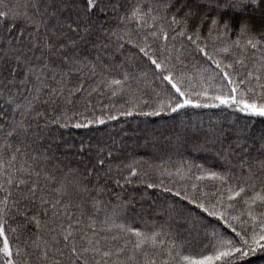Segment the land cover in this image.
<instances>
[{"label":"snow or ice","instance_id":"6c2138e0","mask_svg":"<svg viewBox=\"0 0 264 264\" xmlns=\"http://www.w3.org/2000/svg\"><path fill=\"white\" fill-rule=\"evenodd\" d=\"M0 20V264H264V160L252 158L264 156V131L253 132L264 118V0H23ZM114 71L122 77L109 79ZM105 92L127 99L95 115L91 99ZM85 95L92 117L68 116ZM196 109L218 114L191 121ZM137 116L183 117L145 128V144L163 141L197 181L219 182L214 201L196 183L191 193L147 183L199 210L185 218L187 237L167 223L151 232L117 223L138 203L125 191L137 169L122 183L105 168L127 147L124 128L95 144L61 131ZM189 148L221 170L189 163Z\"/></svg>","mask_w":264,"mask_h":264},{"label":"trees","instance_id":"16d2710c","mask_svg":"<svg viewBox=\"0 0 264 264\" xmlns=\"http://www.w3.org/2000/svg\"><path fill=\"white\" fill-rule=\"evenodd\" d=\"M135 2V0H133ZM207 2V0H205ZM225 2V0H222ZM23 0H0V10H8V8H14L17 4H22ZM222 12L226 13L227 16H231L235 23L238 20L236 13L232 12L230 9H221ZM254 16L257 14L254 13ZM2 23V20H0ZM135 27V24L132 25ZM233 40L237 39V33L233 32L231 34ZM257 39H260L257 36ZM127 54V50H126ZM227 56V60L231 61L236 58H241L239 56L233 57L229 54H224ZM248 55V54H246ZM119 63V60L117 61ZM189 74L195 75V70L189 65ZM122 77V72L114 71L110 74L109 79L115 78L120 79ZM74 83H78V80L74 78ZM141 90L145 91L143 96L144 99H149L151 95V89L147 85L141 84ZM111 92H105L103 96H93L91 103L95 105V115H100L99 109L102 104H116L117 106L123 104L124 99L122 98H112ZM87 99L86 95L84 97H78L77 102L71 109L67 112L68 116H72L75 113H79L81 116L92 117L93 109L84 107V102ZM148 110V109H144ZM218 114V110H208V109H196L188 110V118L191 121H200L203 119L207 122L210 115ZM183 117H177L175 120L170 117L167 119H162L158 117H129L122 118L120 121L109 122L106 126H100L99 130L96 129H76L69 127L66 130H61L63 135L69 137L70 139H75L78 143L80 139L88 140L92 139L95 144L96 140L100 139L106 133H112L118 137L123 136L120 132L121 128H124L125 132L128 133V137L125 139V144L127 147L121 152L116 153L117 159L108 160L105 164V168L111 167L113 170L114 178H121L123 183V177L130 175L132 168H136L138 175L132 178V183L128 185L125 191L129 196L134 195L136 197L137 211L132 213L126 220H117V223H127L133 227L139 228L141 231L151 232L153 230H158L159 225L167 223L171 225V231L173 233H181L182 237H187L188 232L186 228L191 227V221H188L185 226V218L189 215V209L193 213H198L199 210L195 209L194 206L187 205V202L181 201L180 198L174 197L172 193H165L160 188L148 189L147 183L159 184L161 180L165 186H170L173 191L187 189L189 193L192 192V184L196 183L203 193L206 194L207 198H212L214 201L213 193L219 194V182L211 180L197 181L195 176L200 175L201 172L197 171L195 168L191 172L188 171V165H181V155L170 150L164 145L163 141L156 144L155 146L151 143V136L149 137V142L145 144L144 142V132L145 128L150 131L154 129H159L162 125L171 129V127L178 123ZM229 120H234L235 117H228ZM154 121V123H149ZM75 123V120L71 121ZM142 123H148L150 127H143ZM264 131V118H256L253 126V132L259 133ZM156 135H159L157 132ZM106 138V137H105ZM258 147V145H257ZM183 158L188 160L191 164H200L203 166L204 170H214L220 171V164L215 162V158L211 154L205 153H194L191 149H187L183 153ZM253 162L258 164L260 160H264V156H261L259 152L253 151ZM179 168L180 172L177 173L176 169ZM166 169L164 175L160 174L161 170ZM171 172L172 175H168ZM231 183V181H230ZM119 191V189H117ZM251 193H249L250 195ZM197 196L201 195V192L196 193ZM227 194L225 193V196ZM116 203V201H113ZM242 207V204L239 205ZM174 209V210H173ZM102 218V217H101ZM195 218V216H193ZM157 225V229H153L152 225ZM230 233V229L228 230ZM234 235V234H232ZM195 236V232L192 233ZM165 239H172L171 236ZM198 245H193L192 249H186L184 251L185 255H195L197 254ZM250 264H258L255 259L250 260Z\"/></svg>","mask_w":264,"mask_h":264},{"label":"rangeland","instance_id":"374dc122","mask_svg":"<svg viewBox=\"0 0 264 264\" xmlns=\"http://www.w3.org/2000/svg\"><path fill=\"white\" fill-rule=\"evenodd\" d=\"M142 126L143 127H147V126L150 127V125H148V123L147 124L146 123H142Z\"/></svg>","mask_w":264,"mask_h":264}]
</instances>
